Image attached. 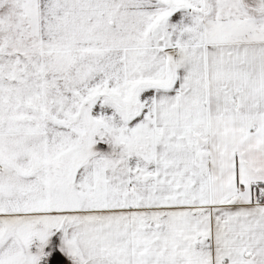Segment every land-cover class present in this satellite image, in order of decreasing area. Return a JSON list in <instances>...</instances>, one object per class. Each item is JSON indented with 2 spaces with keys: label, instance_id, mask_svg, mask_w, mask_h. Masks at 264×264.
<instances>
[{
  "label": "snow or ice",
  "instance_id": "obj_1",
  "mask_svg": "<svg viewBox=\"0 0 264 264\" xmlns=\"http://www.w3.org/2000/svg\"><path fill=\"white\" fill-rule=\"evenodd\" d=\"M0 264H264V0H0Z\"/></svg>",
  "mask_w": 264,
  "mask_h": 264
}]
</instances>
